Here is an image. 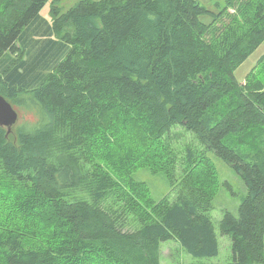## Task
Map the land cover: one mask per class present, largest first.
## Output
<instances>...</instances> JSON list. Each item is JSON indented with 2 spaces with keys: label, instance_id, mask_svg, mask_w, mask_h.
Listing matches in <instances>:
<instances>
[{
  "label": "trees",
  "instance_id": "16d2710c",
  "mask_svg": "<svg viewBox=\"0 0 264 264\" xmlns=\"http://www.w3.org/2000/svg\"><path fill=\"white\" fill-rule=\"evenodd\" d=\"M48 1L0 0V94L37 117L9 135L0 125V187L19 193L9 203L21 198L12 213L0 208V264H161L173 239L218 256L209 150L247 187L239 214L220 222L232 261L264 264V150L246 158L229 140L264 127V55L244 82L235 76L264 41V0H215L217 12L200 0H80L53 7L52 23L41 16ZM177 125L205 150L187 148L176 199L132 180L145 207L121 200L139 164H174L163 138ZM138 136L154 146L150 164L131 145Z\"/></svg>",
  "mask_w": 264,
  "mask_h": 264
},
{
  "label": "rangeland",
  "instance_id": "374dc122",
  "mask_svg": "<svg viewBox=\"0 0 264 264\" xmlns=\"http://www.w3.org/2000/svg\"><path fill=\"white\" fill-rule=\"evenodd\" d=\"M78 1L80 0H49L42 8L41 16L52 23L53 7H58V10L60 11L59 13H65ZM200 1H202L211 12H217L221 7L216 5L214 2L215 0ZM221 4H224V0H221ZM231 11H235V9H231ZM213 17V14L210 12L201 15V19L205 23L212 22ZM263 55L264 41L235 70L236 79L239 82H244L249 72L254 68ZM15 107L19 113V119L13 127L14 130L19 125H29L36 121L37 117L33 111L22 108L18 105ZM261 128L262 127L259 125L258 127H251L243 132H239V134H232L229 137L231 145L241 154L245 155L246 158L249 157L251 159L257 150L260 148L264 150V132L261 131ZM262 129H264V127ZM128 139L129 138H127V140ZM163 141L165 145L170 146L169 149L172 151L170 156L175 157L174 164L169 163L166 160L159 164V166H146L144 163L139 164L136 169L130 173V180L127 179L123 184L119 185L121 200L133 202L136 206H140L141 208L145 207L144 199L142 200L143 205H140L131 197L130 183L132 180L144 184L148 189V195L153 199L160 200L162 198H169L171 201L176 199L180 183L191 167L185 161L187 148L191 147L195 150V155L199 156L205 150V147L199 142L194 134L186 131L179 125L175 126L170 133L164 136ZM134 144L140 147L142 157L144 154H147L148 159L145 163L150 164V160L153 159L154 146H150V141L146 142L142 136H138L135 140H131V145ZM208 155L216 165L220 179L218 192L214 198V208L208 211L218 235L220 243L219 255L215 257H194L187 253L177 240L173 239L162 243L161 264H234L232 261L231 240L227 235L221 233L220 222L226 210L235 215L239 214V206L247 194V187L241 175L237 173L227 160L212 150L208 151ZM103 165L108 167L105 162H103ZM226 182H229L232 187L230 188ZM0 191L4 194L0 202V208H2L3 205H8L3 207L9 208L10 213L14 212V206L17 205L16 203L21 200V198L19 197V200H17L16 203H9L8 200L18 198L19 193L17 191L12 192L4 186L0 187ZM38 209L39 207L37 206L36 210ZM40 214L42 218H47L46 214L42 212Z\"/></svg>",
  "mask_w": 264,
  "mask_h": 264
},
{
  "label": "water",
  "instance_id": "95a60500",
  "mask_svg": "<svg viewBox=\"0 0 264 264\" xmlns=\"http://www.w3.org/2000/svg\"><path fill=\"white\" fill-rule=\"evenodd\" d=\"M19 119V113L13 104L0 94V125L7 128V135L13 132V127Z\"/></svg>",
  "mask_w": 264,
  "mask_h": 264
}]
</instances>
